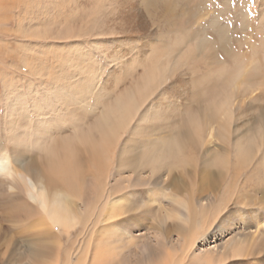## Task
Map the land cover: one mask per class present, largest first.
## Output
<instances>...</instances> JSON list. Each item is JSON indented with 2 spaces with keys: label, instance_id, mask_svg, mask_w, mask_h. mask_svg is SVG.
Masks as SVG:
<instances>
[{
  "label": "rangeland",
  "instance_id": "obj_1",
  "mask_svg": "<svg viewBox=\"0 0 264 264\" xmlns=\"http://www.w3.org/2000/svg\"><path fill=\"white\" fill-rule=\"evenodd\" d=\"M145 1L147 2L0 0V142L6 149H24V143L12 141L17 137H10L6 128L8 110L5 106L13 99L19 98L25 103L19 108L21 110L16 112L26 116V120H22L20 125L27 124L26 112L30 111L32 115L36 113L32 108L34 102L46 106L49 100H52L56 114L68 113L66 120L62 118L64 122L67 121L66 124L57 126L58 129L62 128V131L57 130L60 134L54 139L70 138L67 136L73 135L74 124L80 135L78 137L91 135L98 147L94 164L98 169L95 167V174L91 177L94 183L88 182L90 176L87 175L86 181L83 179L79 184L78 195H123L125 191L127 195L125 184L121 183L127 173L123 174L121 162L124 159L122 142L129 137L127 134L122 137V132L116 142H107L106 139L103 141V138L98 137L99 124L101 125L104 117L110 114L106 112H109V109L112 112L118 102L129 99V96L146 85L148 71L167 68L166 70H170L167 83L163 80L153 90V95L149 94L143 101L139 100L142 108L136 113L133 121L135 126L132 124L131 129L140 126L142 131H148L149 127L154 126V134L162 136L163 133H168L165 136L170 137L171 133H178L176 128L179 125H176V121L180 119L184 128L191 129L195 126L197 117L200 118L199 123L205 122L201 119L205 115V109L220 104L225 99V93L228 94L229 88L232 90L234 86L240 96L235 92V118L232 124L230 123V130L228 133L222 132L221 126L216 122L213 125L215 138L211 145L203 140L206 138L205 130L198 146L202 149L211 148L210 150H213V147H222L227 149L229 157L230 153L237 155V140L251 130V143L248 145L252 153L250 152L248 158L251 155L255 157H250L253 159V163L249 164L251 166L244 168V164V173L238 170L242 172L240 176L219 183L215 199L206 193L201 197L200 203L195 205L190 199L193 186L189 181L203 177L202 167L210 165L198 162L200 168L189 166L186 172H183L182 169L186 167H181L179 161H176L179 166L173 171L169 179L172 183L167 188L173 195L177 194L178 197L192 201L189 224L183 230L188 232L185 234L182 230L173 229L167 235L156 222L137 212L132 213L129 219L125 218L121 228L131 231L133 236L141 239L137 248L144 244L149 247L145 254L138 248L133 259L135 264H148L147 260L151 262L149 264H264V230L263 235L260 234L256 240L250 239L247 234L249 231L255 232V221L252 222L254 227L245 231L249 212L257 211L264 215V0H148L149 5ZM254 64L258 65L253 67ZM175 70L178 71L172 75ZM244 71H258V75L253 82L243 85L241 74H244ZM215 77L218 79L215 80ZM213 78L215 82L212 81ZM232 81L233 84L230 83ZM228 83L230 85L227 86ZM241 83L243 88L240 87ZM255 87L257 91L254 90ZM197 97L198 100L195 99ZM71 109L76 110L74 115ZM176 111L180 113V117L176 116ZM95 134L98 136L95 137ZM147 134L143 133V136L138 138L139 145L154 139H148ZM135 139L137 140L134 137L130 141ZM34 149V152H39L38 146H34L30 151L33 152ZM132 154L134 155L133 152ZM103 155H106V159ZM184 155L190 161V153L187 155L185 152ZM113 157L115 161L112 160ZM107 159L108 161L104 162ZM109 164H113L112 168ZM219 172L210 166L206 181L213 182ZM175 182H180L181 186L176 187ZM135 192V195H140L132 199L133 207L137 208L148 201L150 191L148 187H141L136 188ZM237 198L247 202L237 207L231 202ZM93 202L96 211L99 206L100 209L95 211L99 214L105 199L102 202L100 198L95 197ZM165 204L169 206V203ZM56 232L60 230L57 228ZM235 234H241L245 238L243 248L238 250L234 257L216 260L217 253H227L231 250ZM75 236L76 230L72 232L73 239ZM62 239L65 250L68 238L62 236ZM126 248L127 245L123 246L125 252ZM124 256L120 257V264H129L128 256H125L127 259ZM136 257L139 260H136Z\"/></svg>",
  "mask_w": 264,
  "mask_h": 264
},
{
  "label": "bare ground",
  "instance_id": "obj_2",
  "mask_svg": "<svg viewBox=\"0 0 264 264\" xmlns=\"http://www.w3.org/2000/svg\"><path fill=\"white\" fill-rule=\"evenodd\" d=\"M147 2L146 4H148ZM218 32H221V30H218ZM222 41L224 42V40ZM255 65L258 64H254L253 67ZM166 69L163 68L158 71H155L154 69V72L151 70L148 71L149 77L146 85L141 88L139 86L140 89L129 96V99L126 100L125 98L124 101L120 103L118 102V106H115L116 108L114 107L112 112H110L109 109V112H106V114H110L104 117L105 120H103L101 125L99 124L100 130L98 131L100 132V136L95 134V137H101L103 138V141L106 139L107 142H116L121 132L122 137L126 134L128 135L129 138L122 142V152L124 154L122 156H124V159L123 161L120 159V162L122 161L121 163L123 165V174L127 173V175L121 180V183L125 184L127 195L126 191L123 195H78L79 192L77 193V189L80 188L79 184L83 179L86 181L87 175L90 176L88 182L94 183V180L92 181L91 177L95 174V167L97 168V166L94 165L97 158L96 142H94L95 139L93 140L94 137L91 135L78 137L80 135L74 128V124L72 125V128L74 129L72 133L73 135L67 136L70 138L65 137L63 139H54L56 135L60 134L57 133V130H60L59 132L62 131V128L58 129V127H60L62 123L64 125L66 124L67 121L64 122L62 118L66 120L65 117L68 113H63V115L56 114L52 105V100H49L46 106L40 102H34L32 108L36 113L32 115L30 111L26 112V125H20L22 120H26L25 114L16 113L21 110L19 108L25 104L22 99L15 98L8 106H5L8 110V120L6 123L7 132H9L10 137H17L12 139V141L17 140V143H19V141L24 143V149H6V147L0 142V264H120V257H122V255H127L129 258L127 261L129 264H133L134 254L138 252V248H140L142 254H145V251H148L149 247L144 244L137 248L139 243H141V239L133 236L131 231L121 228V223L123 224L125 218L129 219L132 213L134 214V212H137L144 215L146 219H149L154 223L156 222L155 224H158L167 235L173 229L182 230L183 232L188 226L192 214V201L195 205L199 204L201 197L206 193L211 194L212 198L215 199L217 197L215 192H217L219 183H222L223 181L227 182L229 179L234 180L236 176L238 177L242 172L244 173L242 170L244 164L246 165L244 168L251 166L249 164L253 159L251 160L250 157L253 156L251 155L248 158L251 152V148L248 145V143H251V130L237 140L236 144L239 148L237 155H235V153L234 155H231L230 153L229 157L227 153L228 151H226L227 149H223L222 147L218 149L213 147L214 149L210 150L211 148L202 149L198 146L205 130H207V132L206 135H204L208 142L205 139L203 140L206 144L209 143L208 145H211L212 140L215 138V127H213V125L216 122L219 127L221 126L222 132L228 133L230 130V123L235 118V111L233 108L236 100L235 92L237 93L233 85L232 90L228 87L229 92L228 94L225 93V99L220 104H213L214 107L210 106V108L205 107V115L203 112L202 116H204L201 119L202 121L205 120L206 123L204 121L203 123H199L198 120L200 118L197 117V122L194 123L195 126H193L192 129L189 127L184 128L182 120L180 119V121H176V125H179L176 128L178 133H175V135L171 133L170 137L165 136V134L168 135V133H163L162 136H160V134H154V126L149 127L150 130L148 131H142L143 129H141L140 126L139 128L135 127L134 129H131L134 117L141 107L139 100L142 99L143 101L147 95H153L155 93L153 90L158 87L163 80L167 83L168 78L170 77L168 71L170 70ZM222 69L225 70V68ZM177 71L178 70L173 71L172 75ZM226 72L224 74H226ZM230 72L231 71H229V73ZM257 75L258 71H244V74H241L243 77L242 80H244L243 85L253 82ZM216 77L215 80L218 79ZM136 80L138 82V79ZM213 80L214 78L212 81ZM238 82L240 83L241 81ZM230 83L233 84L234 81ZM230 83L226 85L228 86ZM257 84L258 83H256V85ZM238 85H236V88ZM240 87H242V83ZM254 90L257 91L256 87ZM210 91L211 90H209V92ZM241 95L243 96V92ZM204 96H206V94ZM195 99L198 100L199 98L197 97ZM75 107L77 106L75 105ZM74 111L76 110L71 109L72 114ZM176 112H174L176 116L180 117V113ZM96 121L98 120L96 119ZM142 121L144 120L142 119ZM223 122L224 125H222ZM78 124L80 123L78 122ZM64 132H66L65 129ZM216 132L218 131L216 130ZM143 133H148L146 135L148 139L152 137H154V139L145 144L143 143V145H139L138 138L143 136ZM134 137H136L137 140L130 141ZM97 143L99 142L97 141ZM101 143L102 142L100 141V144ZM34 146H38V153L34 152L35 149L33 150L34 153L30 151ZM253 146L254 145H252V147ZM185 152L187 155L190 153V161L186 159L184 155ZM103 156L106 159V155ZM253 158L255 159V157ZM108 159L103 161L107 162ZM109 160L111 162V159ZM112 160H114V157ZM176 161H179V165H182L181 167H186L185 169H182L183 172H186L189 166L200 168L198 162H203L204 164L209 163L212 168L218 169L220 172L213 182L211 180L209 181V185L208 181H206V174L209 173L210 166L202 167L204 176L189 181L193 186L191 187L193 193L190 195L192 201H190L178 197L177 194L173 195L171 190L167 188L172 183L169 179L173 174V171L179 166L176 164ZM112 165L113 164L110 165L111 168ZM258 165L260 164L258 163ZM238 170L242 172H238ZM97 176L99 175L97 174ZM175 184L176 187L181 186L180 182H175ZM141 187H148V191H150L148 192V195L150 196L147 198V202H143L141 206L134 208V202L132 199L140 196L135 195V190L136 188ZM159 188L160 190L158 191ZM95 197L100 198L102 202L105 199L104 207L99 214L96 213L99 206L96 211V205L93 202V198ZM166 202L169 203V208L165 204ZM231 202H233L235 206L240 207V205H244L247 201L245 202L243 199L238 200L237 198L232 199ZM174 208L177 210L174 211ZM248 216L249 219L247 220L248 223L246 224L245 231L254 227L252 226V222L255 221V232L249 231L247 234H249L250 239L256 240L259 238V235L262 234V230H264V215L257 211H251L248 213ZM223 222H225L224 219ZM243 222L246 223L245 220ZM57 228L60 230L58 233L56 232ZM75 230L77 236L73 239L72 232ZM224 230L222 229V231ZM241 234H235L233 236L230 247L231 250L227 253H217L216 260L217 258L225 260L226 258L234 257V254L243 248L245 238H243V235ZM62 236L68 238V246L65 250L62 245ZM125 245H127L126 252H128V254L125 252V249L123 250V246ZM125 256L124 258L127 257ZM202 259L207 260L206 258H201V260ZM136 260L139 259L136 257ZM143 260L144 259L142 258L141 261ZM144 262L145 261H143V263ZM147 263L149 264L151 262L147 260Z\"/></svg>",
  "mask_w": 264,
  "mask_h": 264
}]
</instances>
